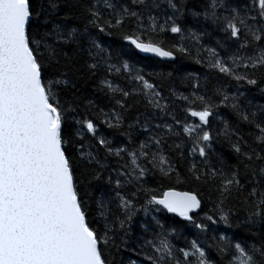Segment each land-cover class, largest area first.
<instances>
[{
	"label": "snow or ice",
	"instance_id": "1",
	"mask_svg": "<svg viewBox=\"0 0 264 264\" xmlns=\"http://www.w3.org/2000/svg\"><path fill=\"white\" fill-rule=\"evenodd\" d=\"M60 7L48 0L44 10ZM68 7L78 10L80 29L41 31L31 28V0H0V264H118L113 253L125 250L137 258L121 257L119 264H264V105L240 103L241 85L264 84V0H207L202 12L191 11L225 34L217 41L223 56L201 43L210 33L178 23L185 0H166V7L161 0H74ZM167 33L179 40L159 39ZM100 36H119L160 57H189L216 78L189 73L187 95L170 85L166 95L163 83L151 82L128 61L112 63ZM69 41L92 62L77 67V55L58 51ZM85 70L98 80L107 111L93 100L81 111L74 91L66 96L76 88L71 77ZM177 97L186 106L178 107ZM222 107L235 114V124L220 114ZM241 123L252 131L242 135ZM101 125L126 129V142L114 146ZM221 139L236 164L226 165L216 153ZM102 178L111 188L93 199L91 186ZM149 178L194 183L208 195L174 187L157 195ZM205 202L212 206L197 223L192 213ZM165 209L194 224L197 238L178 247L177 229L153 215L158 231L149 238L144 225L145 234L130 246L137 213ZM218 223L229 229L243 223L250 239L215 234ZM209 233L211 244L201 239Z\"/></svg>",
	"mask_w": 264,
	"mask_h": 264
},
{
	"label": "trees",
	"instance_id": "2",
	"mask_svg": "<svg viewBox=\"0 0 264 264\" xmlns=\"http://www.w3.org/2000/svg\"><path fill=\"white\" fill-rule=\"evenodd\" d=\"M54 2L59 3L61 7L55 11H45L44 9L48 5V0H31V3L33 5V23L31 25V28L35 29L37 27H40L41 31H50L54 26L59 25L61 29L65 31H70L72 28L80 29L83 21L75 15L78 10L68 7V5L74 2V0H54ZM161 3L164 7H166V0H161ZM185 3V14L181 18V20L178 21V23H181L182 26H186L188 29L196 31L197 33L204 31L210 33V35H205L202 37L201 43L209 47L217 48V51L220 52V54L223 56L225 53L219 47H217V41H223L225 34L219 30H214V26L211 25L210 21H205L203 16H193L191 14L192 10L196 12H202L204 7L207 5V0H185ZM37 13H39V16H37ZM167 14L171 15L172 10L167 9ZM90 31H92L95 35L96 30L90 29ZM185 34L187 35V33ZM159 39L165 40L167 44H172L176 43L179 40V36L177 34L167 33L159 37ZM99 42L106 49H108L109 52H112V63L119 64L120 60L128 61L130 64L141 69V74L145 75L146 78L150 79L151 82L163 83L165 85L166 95L169 85L175 89L176 93H183L187 95L192 90V86L189 80V73L199 74L201 80H203L205 75H208L210 79H213V81L216 78L215 73H209L204 65L196 64L195 61L189 57L177 55L172 61H165L156 57L143 56L135 49L134 46L130 45L127 41L121 40L119 36H100ZM117 48L119 49V56H117L116 54ZM60 49H62L64 52H67L70 56H78L77 67L82 66L85 61L92 62L89 60L88 53L86 51H83L82 46L78 43L69 41L67 44L58 45V51ZM206 55L207 53H202V57H206ZM61 63H63V61H61ZM71 78L76 84V88L75 90H69V92L66 93V96L68 98H71L72 91H74L75 96L80 102L81 111L84 110L83 105L86 104L89 100L95 101L100 107L105 108V110L107 111V99L104 97L103 92L98 90L97 79L89 77L86 70L83 72V74H78L77 76H73ZM221 79L223 78L221 77ZM192 83H194V81ZM236 88V83L231 82L229 91L235 92ZM262 88H264V84H258L256 86H249L246 84L241 85L240 91L244 92V95L240 97V103L242 105H249L250 103V106L264 105V91H261ZM176 105L178 107L186 106V104L181 102L178 97L176 98ZM253 110H255L254 107ZM219 111L220 114L230 122L234 124L236 123L237 118L230 108L222 107ZM127 122L130 123L131 120H128ZM188 122L198 123V118H190ZM215 127L218 129H222L223 123L221 121H216ZM74 128V125L69 126L70 131ZM239 128L241 129L242 135L249 131H252L251 128L243 123L239 125ZM100 130L105 136L113 141L114 146H119L126 142V137L122 135V132L126 129L114 130L108 129L107 127L101 125ZM89 138L90 134H86V140ZM139 138L143 139V134H139ZM245 139H248L249 142H251V138L247 135H245ZM170 142L171 141H169V143ZM214 148L216 149V153L226 161V165L236 164V154L233 152L227 140H219L214 144ZM197 161H199L198 157ZM213 163L217 167H219V164L217 163L215 157H213ZM158 179L159 178H149V185L153 188H156L157 195H159L163 191L168 190L169 187H174L175 189L181 191L198 190L200 193H203L205 197H207L208 195L206 188L194 183H170L167 180L159 181L158 183ZM110 188L111 186L105 183V178H102L98 182L94 181L91 186L93 199L99 196L101 190L107 192L110 190ZM211 206V204L205 202L202 206V209L199 210V213L197 214V212H194L192 213V215L194 216V218H197L198 215L203 216L204 212L207 211ZM153 215L160 219L161 222L165 225H171L177 229L175 238L173 239V243L177 244L178 247L185 246V239H195L199 235V230L195 227L194 224L184 220L178 215L168 213L166 209L162 210L161 212H151L147 216L144 215L143 211H140L133 218L131 224V232L128 237L130 246H134L135 244H137V237L145 234L144 225H147L148 227L149 238L151 232L158 231L155 226V222L152 219ZM239 219L240 221H243V211H240ZM196 222L200 223L203 221L197 218ZM212 227L216 230L215 234L224 233L230 237L235 236L237 239H250L248 226L243 223H240L238 227L234 223L233 227L230 229L223 223H218L216 225H213ZM212 234L214 233H209L207 237L201 236V239L203 240L207 238L208 243L211 244L212 240L210 239V237ZM113 254L116 256L118 264L121 257H123L125 261L129 257H131L132 259L137 258L135 253L129 252L127 250L122 251L119 254ZM211 258L216 259V254L212 253Z\"/></svg>",
	"mask_w": 264,
	"mask_h": 264
},
{
	"label": "water",
	"instance_id": "3",
	"mask_svg": "<svg viewBox=\"0 0 264 264\" xmlns=\"http://www.w3.org/2000/svg\"><path fill=\"white\" fill-rule=\"evenodd\" d=\"M141 55H143V56H149V57H156V58H158V59H161V60H165V61H172L173 59L172 58H166V57H160V56H158L157 54H155V53H150V52H143V51H140L139 49H136ZM176 191H178V192H184V191H181V190H177V189H175ZM167 191V190H166ZM194 213V212H193ZM172 214H174V213H172ZM174 215H176V214H174Z\"/></svg>",
	"mask_w": 264,
	"mask_h": 264
}]
</instances>
